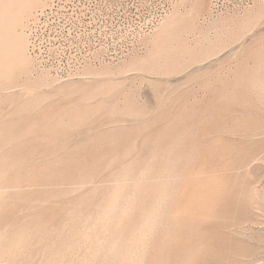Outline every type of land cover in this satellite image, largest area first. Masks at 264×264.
I'll list each match as a JSON object with an SVG mask.
<instances>
[{
	"label": "rangeland",
	"instance_id": "1",
	"mask_svg": "<svg viewBox=\"0 0 264 264\" xmlns=\"http://www.w3.org/2000/svg\"><path fill=\"white\" fill-rule=\"evenodd\" d=\"M1 5L0 264H264V0Z\"/></svg>",
	"mask_w": 264,
	"mask_h": 264
},
{
	"label": "bare ground",
	"instance_id": "2",
	"mask_svg": "<svg viewBox=\"0 0 264 264\" xmlns=\"http://www.w3.org/2000/svg\"><path fill=\"white\" fill-rule=\"evenodd\" d=\"M33 1H35V0H33ZM33 6V5H32ZM44 7V6H43ZM2 9V12H3V15H1V13H0V27H2L3 26V30H2V32H0L1 33V36L3 37V39H0V72H1V74H4L5 72H7L8 71V68H9V56H11V51L13 50H11V51H9L8 49H6V50H8L7 52L3 49V48H5L8 44H7V42H10V38H14V37H10L9 35V30H10V26L8 25L7 26V28H6V26L4 25V22H6L7 20H6V18H7V15L9 14V12H7L6 10H5V6L4 5H1L0 6V10ZM4 10H5V13H4ZM1 12V11H0ZM9 17V16H8ZM15 39V38H14ZM12 40V39H11ZM5 41H7V42H5ZM14 42V40L12 41V43ZM13 45H15V44H13ZM10 47V46H9ZM10 49V48H9ZM20 50H22V46H21V44H18L17 45V43H16V45H15V48H14V51H12V53L13 52H16V51H20ZM13 55H14V53H13ZM18 54H16V56H17ZM7 70V71H6Z\"/></svg>",
	"mask_w": 264,
	"mask_h": 264
},
{
	"label": "built area",
	"instance_id": "3",
	"mask_svg": "<svg viewBox=\"0 0 264 264\" xmlns=\"http://www.w3.org/2000/svg\"><path fill=\"white\" fill-rule=\"evenodd\" d=\"M218 1H219V0H213V5L218 4ZM45 10H46V9H44V10L41 11V15H44Z\"/></svg>",
	"mask_w": 264,
	"mask_h": 264
}]
</instances>
